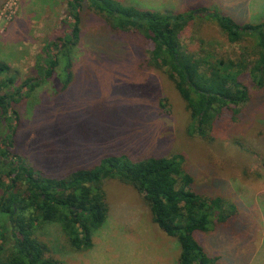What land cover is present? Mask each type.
Here are the masks:
<instances>
[{"label":"rangeland","instance_id":"obj_1","mask_svg":"<svg viewBox=\"0 0 264 264\" xmlns=\"http://www.w3.org/2000/svg\"><path fill=\"white\" fill-rule=\"evenodd\" d=\"M130 1L144 10L185 14L207 7L240 27L264 22V0ZM66 15V0H0V63L12 68L0 73V91L8 96L17 89L25 93L13 101L7 97L0 148L10 145L8 150L41 176L66 175L112 154L180 155L196 189L229 197L243 214L240 236L217 228L194 231V239L218 264H264V87L256 89L247 76L250 100L242 121L227 125L213 140L190 137L185 104L172 83L152 65L140 67L150 44L141 35L110 32L105 18L90 12L81 19L82 33L69 68L59 66L28 91L22 82L38 76L35 65L44 46L54 47L63 35ZM182 36L188 49L204 51L212 59H256L250 35L231 43L204 15L194 17ZM103 190L110 213L91 232L90 249H73L58 223L35 232L51 247L53 261L175 264L179 244L153 223L143 196L117 179L104 181Z\"/></svg>","mask_w":264,"mask_h":264},{"label":"trees","instance_id":"obj_2","mask_svg":"<svg viewBox=\"0 0 264 264\" xmlns=\"http://www.w3.org/2000/svg\"><path fill=\"white\" fill-rule=\"evenodd\" d=\"M131 3L66 0L63 35L55 40L54 47L44 46V55L35 65L38 76L25 78L22 87L27 85L31 91L59 66L69 68L82 33L81 19L84 13L93 12L105 18L110 32L141 35L150 44L140 67L152 65L172 83L185 104L188 136L213 140L214 134L224 132L227 125L242 121L250 100L245 79L248 76L256 89L264 87V22L240 27L230 17L207 7L185 14L144 10ZM202 15L215 22L231 43L250 35L256 59L235 63L230 58L212 59L204 51L188 49L183 44V32L194 17ZM11 70L10 64L0 63V73ZM20 93L17 89L8 96L0 91V117L8 114L7 97L21 99L25 93ZM8 147L0 148V264H58L52 259L49 244L35 234L49 223L59 224L73 249H90L91 232L100 228L110 213L103 190L107 179L128 184L143 196L153 223L179 244L175 264H218L217 258L194 239V231L219 228L227 234H241L238 220L243 214L237 203L196 189L195 178L180 155L112 154L66 175L41 176Z\"/></svg>","mask_w":264,"mask_h":264},{"label":"water","instance_id":"obj_3","mask_svg":"<svg viewBox=\"0 0 264 264\" xmlns=\"http://www.w3.org/2000/svg\"><path fill=\"white\" fill-rule=\"evenodd\" d=\"M78 225V224H77ZM79 230H81V228H79Z\"/></svg>","mask_w":264,"mask_h":264}]
</instances>
